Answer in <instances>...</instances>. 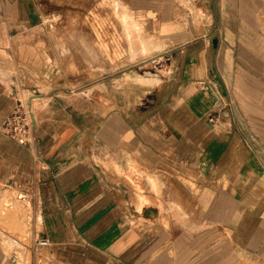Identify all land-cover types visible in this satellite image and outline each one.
Here are the masks:
<instances>
[{
	"label": "crops",
	"instance_id": "1",
	"mask_svg": "<svg viewBox=\"0 0 264 264\" xmlns=\"http://www.w3.org/2000/svg\"><path fill=\"white\" fill-rule=\"evenodd\" d=\"M124 1L0 0V264H264V0Z\"/></svg>",
	"mask_w": 264,
	"mask_h": 264
},
{
	"label": "built area",
	"instance_id": "2",
	"mask_svg": "<svg viewBox=\"0 0 264 264\" xmlns=\"http://www.w3.org/2000/svg\"><path fill=\"white\" fill-rule=\"evenodd\" d=\"M213 117L210 118V121ZM1 130L11 139L19 144L26 145L30 142L33 134V112L28 103L18 100L10 113L4 118L0 126ZM21 198L25 199L26 194L21 193ZM40 242L46 243V239Z\"/></svg>",
	"mask_w": 264,
	"mask_h": 264
},
{
	"label": "rangeland",
	"instance_id": "3",
	"mask_svg": "<svg viewBox=\"0 0 264 264\" xmlns=\"http://www.w3.org/2000/svg\"><path fill=\"white\" fill-rule=\"evenodd\" d=\"M115 1H117V4H116V6H120L121 5V8H122V11L123 12H125V11H127L128 12V5L127 4H125V1L124 0H122V2L120 1V0H105V2H106V7H107V9L108 10H110V11H112V14H113V9L115 8ZM182 2H185V0H182ZM118 18H119V20H121V18L119 17V15L117 16ZM128 19H129V17L128 18H124L123 17V19H122V21H123V25L125 24L126 25V27H128L129 28V21H128ZM122 21H121V23H122ZM128 22V23H127ZM124 27V26H123ZM128 28H126L125 29V31H126V34L128 33V31H129V29ZM126 38H129L128 37V34H127V36H125ZM114 68V67H113ZM113 68H111V69H113ZM130 69V68H129ZM129 69L128 70H125V68H123L122 69V71L124 70V71H129ZM138 69H140V68H138ZM123 76L125 77V78H123L121 81H122V84H125V83H129L130 81H129V75L128 74H123ZM112 82V81H111ZM172 85V84H171ZM170 85V86H171ZM111 99H112V96H111ZM225 109H230V108H226V107H221V106H218L215 110H212L211 111V114H209V116H208V120H209V122L211 123V124H214L219 118H220V116H219V113H222ZM227 110V111H228ZM230 111V110H229ZM211 117H213V120L212 121H210V118ZM21 193H19V195H20ZM13 198V197H12ZM17 198V197H16ZM9 199V198H8ZM31 225L32 224H28V226L30 227V229H29V235H30V239H28L27 240V246H26V248L25 249H23L22 247H21V249L24 251V254H22V253H20V254H22V255H20V260L18 261V264H24L25 263V260H27V264H29V249H28V245H30V243H31V238H32V231H33V227L31 228ZM35 227V226H34ZM36 228V227H35ZM15 243H16V240H15ZM44 245V244H43ZM27 258V259H26Z\"/></svg>",
	"mask_w": 264,
	"mask_h": 264
},
{
	"label": "bare ground",
	"instance_id": "4",
	"mask_svg": "<svg viewBox=\"0 0 264 264\" xmlns=\"http://www.w3.org/2000/svg\"><path fill=\"white\" fill-rule=\"evenodd\" d=\"M125 17H126V14H125ZM123 23V22H122ZM128 23V22H127ZM126 28H128V27H126ZM128 37L130 36V31H128ZM126 34V35H127ZM82 45V44H81ZM143 47V46H142ZM145 47V46H144ZM93 55V54H92ZM133 58V57H132ZM94 59V58H93ZM8 197H10V196H8ZM17 198H19L20 200H22V201H24V200H26V197H25V199H23V198H21V195H19L18 194V196H16ZM14 199L13 198H9V199H2V201H1V205H2V208H3V210H7V213L8 214H11L12 212H16V207H14V205H16L15 203H13L12 201H13ZM43 243V242H42Z\"/></svg>",
	"mask_w": 264,
	"mask_h": 264
}]
</instances>
